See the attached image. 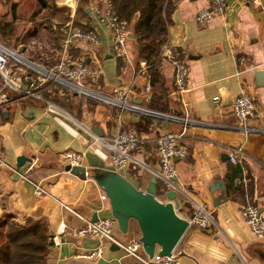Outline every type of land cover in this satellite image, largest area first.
<instances>
[{
  "label": "crops",
  "instance_id": "obj_1",
  "mask_svg": "<svg viewBox=\"0 0 264 264\" xmlns=\"http://www.w3.org/2000/svg\"><path fill=\"white\" fill-rule=\"evenodd\" d=\"M172 1L174 7L159 53L162 88L152 84L150 62L140 54L135 33L137 16L129 22L126 49L118 52L113 47L111 31L91 13V4L96 0H88L86 14L77 10L79 0H46L44 5L41 0L1 1V18H5L1 20V37L11 42L8 36L13 33L16 47L7 45L37 62L52 65L63 55L61 30L93 24L100 33L99 40H76L70 44V53L90 63L101 91L123 95L154 110L188 114L182 137L187 153L175 157V203L187 217L192 214L193 204L200 203L211 212L213 221L206 227L189 224L176 246L180 264H264V238L257 237L241 214L242 205L250 198L263 208L264 216V83L256 84L254 78L256 69L264 73V0H229L226 10L206 24H199L195 15L209 0ZM61 11H69V18L62 20L58 15ZM38 34L43 40L30 51L25 40L34 41ZM166 44L174 46L189 64L187 87L181 91L175 86L174 65L165 55ZM55 47L58 58L53 61L49 57ZM27 80L26 77L24 82ZM147 81L151 83L150 90L145 88ZM56 86L45 82L39 87L44 99L8 89L9 100L0 105L1 157L17 167L11 169L0 161V220L8 215L20 222L28 217H44L51 234L58 232L65 221L68 226L60 233V243L48 246L46 264H134L135 258L112 241L106 242L101 256H84L82 253L98 244V238L70 233L69 226L82 219L65 203L92 219L95 215L113 214L108 198L101 197L103 189L96 179L66 169L59 153L66 148L85 150L103 144L70 115L64 116L70 125L62 122L54 111L46 109L45 99L53 101L57 94L67 92L65 95L71 96L66 97L71 107L68 112L93 127L98 124L104 134L117 127H135L141 141L133 151L135 159L125 171L140 187L149 182L154 172L159 174L156 130H178L182 123L153 113L121 110L60 84ZM0 88L5 89L1 77ZM241 91L252 95L257 107V115L248 121L252 129L247 132L232 107ZM231 149L237 151L239 161H231ZM20 153L36 157L26 177L18 172L25 171L28 163L16 164ZM232 164L241 167L233 176ZM34 182L45 190L37 193ZM114 231L122 241L140 235L134 218L130 219L128 231L123 232L118 224Z\"/></svg>",
  "mask_w": 264,
  "mask_h": 264
},
{
  "label": "built area",
  "instance_id": "obj_2",
  "mask_svg": "<svg viewBox=\"0 0 264 264\" xmlns=\"http://www.w3.org/2000/svg\"><path fill=\"white\" fill-rule=\"evenodd\" d=\"M229 0H209V3L200 7L196 12V20L199 24H206L213 20L216 15L222 14L228 5ZM92 15L104 22L106 27L112 33L113 47L118 52H123L126 49L127 39L129 37L130 24L127 18L121 16L114 0H96L90 7ZM100 33L98 29L90 24L88 27L83 25H73L66 30L64 38L63 55L59 61L52 65H43L34 59L26 57L20 51L10 47L0 40V77L2 81V88H0V105L9 100L8 89L24 92L29 95H34L38 98L44 99L42 93L38 90L45 82L53 81L61 86L67 87L69 90L77 92L79 95L85 97L96 98L117 106L119 109L136 110L142 113H153L160 117H169L181 121V128L178 130H167L159 133L156 140V150L158 154V162L160 169L158 175L163 181V195L165 191L176 185L177 166L175 157L186 155L187 146L183 141V133L187 128L189 122L188 114H178L172 112H165L161 110H154L148 108L141 103L127 99L121 96H113L107 94L95 84L97 81V74L92 69L89 62L83 56H74L70 53V44L74 41L95 43L99 40ZM165 55L172 61L174 65V81L178 90H183L187 87L189 64L181 57L179 51L170 45H165ZM145 62V60H143ZM28 78L26 83L25 78ZM147 90L151 89L150 81L145 83ZM214 100L217 101L219 95H214ZM45 107L49 111H54L57 117L64 123L69 124L65 115H70L77 120L81 127L93 134L95 140L100 141L103 147L95 149L100 150L102 156L115 169L124 172L130 163L135 159L133 151L139 146L141 136L135 127H117L109 134L99 135L93 131V126L85 123L84 120L72 116L68 111L64 110L54 101L45 99ZM233 112L235 113L239 124L247 132L252 129L248 121L257 115V107L255 101L246 91L239 92L233 102ZM85 150H76L66 148L60 151L59 157L65 163L72 165L81 163L83 161ZM231 161H239V156L236 150L229 151ZM7 166L11 169L17 167L4 158L1 157ZM36 162V157L28 161L25 171L20 175L26 177V171L32 167ZM37 193H42L45 189L38 182H34ZM101 197L108 198L105 191L101 193ZM75 214H77L82 221L77 225L69 226V231L74 236H90L98 238V244L91 250L82 253L84 256L99 257L102 255L103 248L107 241H112L121 245L126 254H130L135 258L134 264H180V255L176 247L172 249L171 253L160 254L158 248L155 249L153 255H149L142 246V241L139 236H133L127 241L120 240L115 234V227L118 224L117 218L114 215L100 216L96 219L86 217L81 212L71 207ZM241 214L245 221L250 225L253 232L259 238H264V216L260 210V206L253 199L248 198L241 207ZM190 224L200 226H209L213 221V215L202 204H193L192 214L188 217ZM65 221L61 222L58 232L49 235V239L53 243H60V233L67 228Z\"/></svg>",
  "mask_w": 264,
  "mask_h": 264
},
{
  "label": "water",
  "instance_id": "obj_3",
  "mask_svg": "<svg viewBox=\"0 0 264 264\" xmlns=\"http://www.w3.org/2000/svg\"><path fill=\"white\" fill-rule=\"evenodd\" d=\"M263 70L256 69V84L264 83ZM7 112V110H5ZM93 130L103 135V129L95 124ZM156 138L159 130H156ZM86 161L78 164L67 163L66 169L84 176H92L105 191L112 214L117 218L118 226L128 231L129 222L134 218L139 226V238L144 250L153 255L158 248L160 254L171 253L188 228L189 218L182 214L176 206L177 188L167 189L164 197L159 194L157 173L151 175L149 182L140 187L129 177V172L115 169L103 156L100 150L90 148L84 151ZM33 155L20 153L16 164L22 165L32 160ZM263 208L260 206V210ZM95 215L93 219H96ZM102 261V260H101Z\"/></svg>",
  "mask_w": 264,
  "mask_h": 264
},
{
  "label": "trees",
  "instance_id": "obj_4",
  "mask_svg": "<svg viewBox=\"0 0 264 264\" xmlns=\"http://www.w3.org/2000/svg\"><path fill=\"white\" fill-rule=\"evenodd\" d=\"M79 1L77 10L86 14L88 0ZM114 1L118 13L127 18L129 22L137 16L135 33L140 54L147 57L150 62L152 84L162 88L159 53L165 40L169 13L174 7V2L172 0ZM41 2L44 5L46 0H41ZM52 6L54 10L58 9L55 4ZM88 26L90 23L83 24V27ZM240 168V165L232 164L231 175L237 174ZM157 178L158 192L163 195V181L161 177L157 176ZM49 235H51L49 223L44 217H28L23 222L16 221L9 215L4 217L0 221V264H46L48 246L52 243Z\"/></svg>",
  "mask_w": 264,
  "mask_h": 264
},
{
  "label": "rangeland",
  "instance_id": "obj_5",
  "mask_svg": "<svg viewBox=\"0 0 264 264\" xmlns=\"http://www.w3.org/2000/svg\"><path fill=\"white\" fill-rule=\"evenodd\" d=\"M1 1H2V4H3V1H5V0H0V39L2 40V41H5V42H7L9 45H11V46H14V44L12 43L13 41H12V38L14 37V35H13V33L11 34V36L9 35L8 37L11 39V42H10V40L8 39V38H6V37H1V20H4L5 18H1V13L3 12V10L1 9ZM48 1H54V0H48ZM2 11V12H1ZM65 11V10H64ZM57 12V11H56ZM49 13V12H48ZM59 13V12H58ZM69 14H70V12L68 11V12H63V11H61L60 12V14H58L59 16H61V19L62 20H64L65 18H66V16L69 18ZM2 15H4L3 13H2ZM61 31H63V34H64V36H63V40H62V47H64V44H63V42H64V38H65V35H66V29L65 30H61ZM34 41H32L31 39L30 40H28V41H26L25 40V44H27V47L30 49V51L33 49V51H34V49H35V45H39L41 42H42V40H43V36L41 35V34H38V36H36V37H34ZM54 45H56V44H54ZM14 47H16V46H14ZM20 51V50H19ZM40 51V50H39ZM57 53H58V50H57V48L55 47V50H54V52L50 55V59H53V61H56V59L58 58V55H57ZM25 54V56L26 57H31V56H29V55H27V53H24ZM47 56L48 55H46V59H47ZM31 58H33V57H31ZM34 60H36L37 61V59H35L34 58ZM39 61V60H38ZM40 62H42V61H40ZM39 62V63H40ZM56 63V62H55ZM41 64H43V62L41 63ZM43 65H47V64H43ZM49 66V65H48ZM51 83V82H50ZM55 85H57V86H59V84H56L55 82H52L51 83V86L53 87V88H55ZM56 86V87H57ZM65 93H67V92H62L61 94H57V96H56V98H53V101L54 102H56L60 107H61V109L63 108L64 110L66 109H69V110H71V107H70V105H69V101L66 99V97L68 96V95H70V94H68V95H65ZM71 96H68V99L70 98ZM68 111V110H67ZM70 113V112H69ZM74 116H76V115H74ZM1 221V220H0Z\"/></svg>",
  "mask_w": 264,
  "mask_h": 264
}]
</instances>
